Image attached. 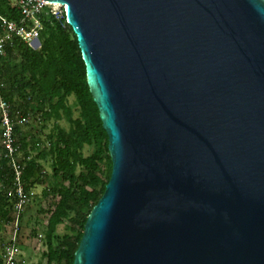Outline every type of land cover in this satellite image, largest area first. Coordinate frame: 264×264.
Segmentation results:
<instances>
[{
	"label": "water",
	"instance_id": "95a60500",
	"mask_svg": "<svg viewBox=\"0 0 264 264\" xmlns=\"http://www.w3.org/2000/svg\"><path fill=\"white\" fill-rule=\"evenodd\" d=\"M48 1L112 160L73 264H264V0Z\"/></svg>",
	"mask_w": 264,
	"mask_h": 264
},
{
	"label": "trees",
	"instance_id": "16d2710c",
	"mask_svg": "<svg viewBox=\"0 0 264 264\" xmlns=\"http://www.w3.org/2000/svg\"><path fill=\"white\" fill-rule=\"evenodd\" d=\"M19 10L15 0H0V17L18 21ZM43 16L47 18L41 19V46L37 49L8 33L0 19V34L6 35L0 55V93L15 111L32 116V127L41 124L39 131L54 121L45 140L27 134L23 126L16 128V136L30 156L24 171L27 189L42 182L46 173L43 161L51 158L53 182L43 192L53 194L55 201L44 229L45 264H73L87 217L111 176L112 160L76 36L65 17L55 21L53 16ZM60 120L68 127L59 124ZM86 148L91 150L88 154ZM7 178L10 180V171L0 156V229L11 219ZM63 223L67 230L59 235L57 227Z\"/></svg>",
	"mask_w": 264,
	"mask_h": 264
},
{
	"label": "built area",
	"instance_id": "2783aa9c",
	"mask_svg": "<svg viewBox=\"0 0 264 264\" xmlns=\"http://www.w3.org/2000/svg\"><path fill=\"white\" fill-rule=\"evenodd\" d=\"M21 12L18 21L0 17L2 26L8 33L20 36L33 49L40 48L39 28L42 27V15H51L60 20L66 18L65 4L48 0H15ZM67 23V20H66ZM68 24V23H67ZM69 25V24H68ZM6 35L0 34V55L4 51ZM33 120L29 114L19 113L0 93V143L1 157L10 171V184L6 194L11 203L12 231L2 245L0 264H26L21 246L22 220L30 202L32 189H27L24 171L30 156H26L16 136V128L29 124Z\"/></svg>",
	"mask_w": 264,
	"mask_h": 264
},
{
	"label": "rangeland",
	"instance_id": "374dc122",
	"mask_svg": "<svg viewBox=\"0 0 264 264\" xmlns=\"http://www.w3.org/2000/svg\"><path fill=\"white\" fill-rule=\"evenodd\" d=\"M72 101L73 98H70V102ZM33 123L34 122L32 120L28 125H24V132L29 135L37 134L40 136L41 139L44 140L46 139V134L54 125V121L51 120L46 123V127L44 129H41V131H39L41 128V124H34L32 127L31 124ZM59 124L64 127H68V124L65 120H60ZM90 151V148H86L85 154H88ZM43 168L46 173L41 177L42 182L37 183L32 187L33 192L30 197V205L28 204L24 214L25 217H23L22 220L23 245L21 246V248L23 251L24 258L26 260V264H45L46 262L44 256V252L46 250V244L44 241V229L47 223V218L49 216L48 213L53 207L55 196L53 194L45 195L43 191L48 188L53 182L51 177V158L48 157L46 160L43 161ZM66 225V223L58 225L56 231L57 234L60 235L64 233L67 230ZM11 226L12 223L6 221L3 223L0 229V257L2 255V245L8 237L9 233L12 231ZM33 229L36 230L37 235L33 234Z\"/></svg>",
	"mask_w": 264,
	"mask_h": 264
},
{
	"label": "bare ground",
	"instance_id": "6f19581e",
	"mask_svg": "<svg viewBox=\"0 0 264 264\" xmlns=\"http://www.w3.org/2000/svg\"><path fill=\"white\" fill-rule=\"evenodd\" d=\"M19 13H20V10H19ZM43 15H44V14H43ZM50 16H51V15H50ZM50 16H49V18L51 19ZM43 17H44V16H43ZM43 17H42V19H46V18H47V17H46V18H45V17L43 18ZM18 18H19V17H18ZM53 19H54V18H53ZM12 20H13V19H12ZM15 20H16V19H15ZM17 20H18V19H17ZM55 21H56V19H55ZM1 24H2V22H1ZM4 30H5V29H4ZM39 39H40V38H39ZM30 49H31V48H30ZM23 149H24V148H23ZM23 149H22V150H23ZM0 154H1V153H0ZM24 154H25V153H24ZM31 154H34V153H31ZM2 160H3V158H2ZM8 177H9V175H8ZM7 179H8V178H7ZM8 181H10V180L8 179ZM8 185H9V184H8ZM43 187H44V186H43ZM4 188H5V187H4ZM5 191H6V190H5ZM32 192H33V191H32ZM35 198H36V197H35ZM9 202H10V201H9ZM29 205H30V204H29ZM36 211H37V210H36ZM48 214H49V213H48ZM30 216H31V215H30ZM24 217H25V216H24ZM31 218H32V217H31ZM31 218H29V219H31ZM29 219H28V220H29ZM26 222H27V221H26ZM23 225H24V224H23ZM38 232H39V231H38ZM36 235H37V234H36ZM36 235H34V236H36ZM42 238H43V237H42Z\"/></svg>",
	"mask_w": 264,
	"mask_h": 264
}]
</instances>
